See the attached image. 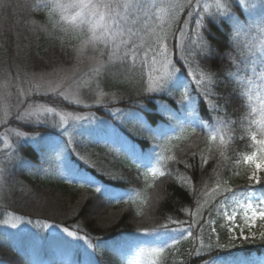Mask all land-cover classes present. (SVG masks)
Returning <instances> with one entry per match:
<instances>
[{"label":"trees","instance_id":"16d2710c","mask_svg":"<svg viewBox=\"0 0 264 264\" xmlns=\"http://www.w3.org/2000/svg\"><path fill=\"white\" fill-rule=\"evenodd\" d=\"M6 2V7H0V64L6 65L3 58L5 57L11 64L25 66L29 71H40L48 70L73 58L77 48V43H74L73 39L57 43L42 35L43 29L51 30L50 28L53 26L51 16L55 15V13L50 15L49 8L43 5L42 0H6ZM47 19L49 23L44 27L43 24H46ZM211 19L205 17L203 21L206 22ZM257 19H254L253 22H256ZM231 29V23L225 20L223 24H216L211 29L210 35L207 32H205V35H208V38L213 41L214 46L219 45L221 51H230L229 46L232 44L230 39ZM201 31L205 30L202 29ZM238 40L240 50L245 52L246 46L249 45L248 34L242 33ZM194 42L189 39L184 42L183 47H185L186 53H194ZM240 60L244 61L246 67L247 60L245 61L241 57ZM249 61L254 64L252 55ZM198 63L199 61L194 57V54L191 59L186 58L181 61V65L184 66L185 70L191 64V67L199 72L201 69L197 68ZM214 63L219 66V58H216ZM227 65L228 62L225 61V76L228 75L229 71L235 72V69H229ZM118 66L113 62H108L104 66L103 75L107 76L104 84L107 88L114 87L116 79L120 77L117 72ZM247 76L248 72L242 71L238 76H233L231 79L222 77L214 88L215 95L211 101L203 97V105L208 117L216 116L217 120L219 118L227 122L226 127L229 131V137L226 138V143L223 146L233 147L231 137L241 131L245 132L252 126H255L256 129L257 125L251 123V121L260 118L262 102L252 103L247 88L242 87L239 83L245 80ZM139 81L142 82L141 78H139ZM198 91H200L199 88ZM217 100L221 105L219 113L211 110V103ZM39 101L63 108L62 99L55 94L41 96ZM253 108L257 111L250 115ZM46 121L48 122V131L56 134L57 137L67 143L68 153L74 155V159L79 162L82 168L98 176L106 186L128 188L126 185L134 184L135 180L136 182L142 181V179L146 181L139 172L126 168L127 166L116 152L91 142L79 127H67L64 132L59 123L50 122L49 115L46 117ZM27 131H30V129ZM181 146L185 153L192 157L185 159V161L191 164L190 167L193 168L196 181H206L210 187L216 186V179L220 175L223 180L225 177H229L227 179L233 181L234 176L230 177L232 170L224 169L225 162L221 161L225 155L221 145L211 146V152H209L208 145L201 139L199 131H196V135L193 136L190 133V136L184 140ZM18 153L19 158L11 160L8 164L9 178L16 188L7 200V202L9 201L8 207L18 213L32 218L62 223L96 240L115 236L122 231L145 230L155 227L159 223H168L172 220L189 222L198 237L207 239L204 220L195 221L193 217L188 215L187 208L194 202L192 196L189 195L187 190L178 186L177 183H168L163 180L159 185L157 183L155 187L154 184H149V201L141 195H137L134 198L120 202H106L98 196L96 191H93L94 188L92 187H80L54 180L55 155L49 160H45L30 145H22ZM193 153H195V156H193ZM202 155L209 159L207 166L201 163ZM137 174L142 178L138 177ZM160 187L165 189V193L160 191L161 194H159L158 189ZM45 194L68 203L70 205L68 213L46 214L35 211L33 207L27 205L28 202H35V204L44 202L46 200L44 199ZM37 195H40V198ZM225 197H227L225 201H228L227 194H225ZM95 200L100 206L98 214L109 220L106 224L97 223L94 219L86 217L87 211L85 209L82 211V207L87 208L88 203L90 205V202ZM178 225L180 224L170 223L169 227ZM224 236L225 233H222V237ZM262 244L259 240L249 239L241 240L237 247L240 250L247 249L251 251L262 247ZM1 254L0 261L14 264L11 258L5 254L1 256ZM105 255L106 253L98 254L101 262L107 259ZM189 257L190 252L187 253V258ZM111 263L117 264L116 261ZM191 264L197 263L193 261Z\"/></svg>","mask_w":264,"mask_h":264},{"label":"snow or ice","instance_id":"6c2138e0","mask_svg":"<svg viewBox=\"0 0 264 264\" xmlns=\"http://www.w3.org/2000/svg\"><path fill=\"white\" fill-rule=\"evenodd\" d=\"M42 3L45 7L50 8V15L59 12L60 19L67 21L71 24H76L79 22L81 26L87 25L88 31L92 33L89 43H94L96 41H104L108 37H112V43L115 45L112 52L109 55H113L116 52L120 51V46L122 45L125 51L122 55L125 59H131L135 63L137 57L141 53L140 47L136 44L134 37H138L139 33L133 31V27L140 22L141 19L147 21L149 19L151 9L156 8L155 3L149 4L147 0H42ZM240 5H243L247 8L255 7L254 0H238ZM194 5H199V0H185L184 4H169L165 8H160L161 12L168 11L170 14V19L172 23H188V21L181 22L179 17L175 15L176 9L186 8L188 9V15L191 17L194 11ZM6 0H0V7H6ZM207 7V6H205ZM216 9L217 12L214 14L211 20L206 22L201 19H195L194 23L197 29H204L205 31L195 32L196 41L194 42V57L199 61L197 68L201 70L198 72L196 69L191 67L189 64L188 69L185 70L184 66L176 67L171 61L167 60V45L164 43L166 36L157 37V44L160 49L159 53L157 50L148 46L147 50L143 51L144 60L147 61L149 54L151 53L153 57V63H155L154 57L159 54L163 58V67L165 69L161 77H159V82L154 83L153 78L149 77V83L146 91L155 92V91H165L167 90L169 95L174 93H179V103L184 105L186 115L190 117L189 127L193 136L196 135L197 127H207L204 123L197 119L195 113V104L196 101L193 100L192 92L190 91L189 84L177 85L176 82L183 75L185 77L191 76L192 81L198 86L200 91L196 93L198 97H206L210 101L215 95L214 88L217 86L218 81L223 77L224 79H231L233 76H238L242 71L246 72L247 69L244 66V61L240 60L241 56H244V60H250L251 56L248 53L256 56V59L259 60L261 65H264V39H261L255 43L247 45V53L240 50L238 38L242 33H249L253 28L257 29L261 36H264V15H262L258 21L253 23L242 22L241 19L235 15L232 11L231 0H216ZM71 10V11H70ZM198 15V14H197ZM229 21L232 25L230 32V39L232 44L229 46L230 51H221L219 45H215L213 41L208 38V35L211 34V29L216 26V24H223V21ZM131 25L130 27H125ZM115 29V31H114ZM143 30V29H141ZM99 31V35L97 32ZM179 35L184 37L186 34L183 31L182 27L178 28ZM207 32L208 35H205ZM125 33L128 36V39H124ZM116 38H119V45L116 44ZM259 46L260 53L256 54V48ZM216 58H219L220 65L216 66L214 61ZM186 59V57H185ZM225 61L228 62L229 69H235V72L229 71L228 75H224L225 70ZM242 87H247L248 83H251L250 80L240 81ZM170 85H175V87H170ZM221 105L219 101H214L211 103V110L213 112L219 113ZM49 111H52L49 109ZM257 110L253 108L251 114H254ZM20 114H17V119H21ZM63 119V117L61 118ZM74 119L79 120L80 117H75ZM218 124L221 126L215 133H210L207 136V141L215 142L219 140V144L223 146L225 138L223 135H220V132L223 131L224 127L227 126V122L218 118ZM258 126V130L250 133V139L254 142V145L259 147V153H253L252 155L246 156L245 160L250 163L255 164V168L252 171L251 176L249 177L250 182L259 184L262 177L257 173L258 171H264V103L261 105L260 109V118L254 119L251 121ZM18 135L24 136V133H19ZM187 139V137H185ZM208 151L211 152V148H208ZM223 155V153H221ZM195 156V153H193ZM163 159V157H161ZM172 160H176V156L170 157ZM158 163V162H157ZM201 163L204 166L209 164V159L207 157L201 156ZM147 171L145 172V177L151 176L153 181H157L158 178L163 177L165 173L160 170L158 166L146 167ZM86 183H90L85 181ZM221 185L217 184L216 188L213 189V193L219 192ZM96 191L100 192L101 188L96 187ZM193 191H196L193 188ZM225 192H232L231 189L224 188ZM235 193H233V196ZM227 199V197H225ZM252 209V205L248 206ZM257 218L264 221V208L252 209L251 220L255 221ZM227 219L231 221L233 217L231 215L227 216ZM178 224L183 223L182 221L172 220L168 223H159L153 229L150 235H154L159 241V246L151 247L147 250H142V254L149 257V264H161L162 258L164 257L165 250L168 248H174L175 245L179 243V240L171 235L175 229H170L169 224ZM203 223V222H202ZM212 221L208 222V225L211 227ZM15 227V225H13ZM192 225L189 224L188 235H191ZM63 231L67 233L68 236L74 237L76 239H83L78 237L76 233L69 231L67 228H64ZM212 231L215 232V228L212 227ZM181 236H184V232L180 233ZM247 238V237H246ZM261 238L264 239V233H261ZM201 247H203V241H201ZM211 249V245L208 246ZM217 248L226 247L219 243L217 238ZM199 250H194L190 255L200 256Z\"/></svg>","mask_w":264,"mask_h":264},{"label":"rangeland","instance_id":"374dc122","mask_svg":"<svg viewBox=\"0 0 264 264\" xmlns=\"http://www.w3.org/2000/svg\"><path fill=\"white\" fill-rule=\"evenodd\" d=\"M171 3H172V1L167 2L168 5ZM169 16H170L169 12L165 16H163V15H160L158 12H152L151 11L150 16H149L150 22H147L145 25L136 24L133 27V31L139 32L141 29H150L151 30L152 28H159L162 30L169 29L170 28L169 19H167ZM130 26L131 25H127L125 27H130ZM114 31H115V29H114ZM158 34L159 33H156L157 36H158ZM97 35H99V31L97 32ZM125 35H127V34L125 33ZM112 39H113L112 37H108L104 41H96L94 43L88 42V44H109V45L115 46L112 43ZM119 43H120L119 38H116V44L118 45ZM58 79H59L58 75H52V76H47V77L41 76V77H39L37 84L43 85L45 88L52 90V89L60 86V84H58ZM161 192L165 193V189H163ZM161 192L159 194H161ZM37 197L40 198V195H37ZM97 205H98V202L95 200L94 202H90V205L88 203L87 208H85V206L82 207V211L84 209L87 211L86 217L92 218L95 220L96 216H98V213H99V211L97 209ZM6 220H8V223L15 225V227H22V226L23 227H29V225L26 224L28 222L25 221V219L23 220V219L19 218V216H17V215H11L10 214L7 216ZM49 229L54 230L58 234L67 235V233H65L63 231L64 228H62L60 226H57V225L49 226ZM263 264H264V262H263Z\"/></svg>","mask_w":264,"mask_h":264},{"label":"bare ground","instance_id":"6f19581e","mask_svg":"<svg viewBox=\"0 0 264 264\" xmlns=\"http://www.w3.org/2000/svg\"><path fill=\"white\" fill-rule=\"evenodd\" d=\"M163 187H160L158 189V192L160 193V191H162ZM46 195V194H45ZM46 199L44 202H41L39 204H35V202H28L27 205H29V207H33L35 211H40L43 213H56L58 214H67L69 209H70V205L66 202H64L61 199L55 198V197H50L49 195H46V197L44 198ZM99 204L97 205V209H99ZM95 221L97 223L100 224H106L107 221H109L106 217L102 216L101 214H98V216H96Z\"/></svg>","mask_w":264,"mask_h":264}]
</instances>
